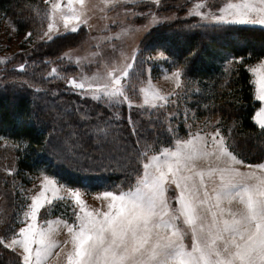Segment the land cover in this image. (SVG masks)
<instances>
[{"label": "snow or ice", "instance_id": "1", "mask_svg": "<svg viewBox=\"0 0 264 264\" xmlns=\"http://www.w3.org/2000/svg\"><path fill=\"white\" fill-rule=\"evenodd\" d=\"M102 2L108 5L113 0ZM152 3L159 7L161 0ZM67 8L65 12L60 0H52L47 30L42 35L37 33L39 40L53 41L67 31H79V25L88 22L85 0H68ZM193 10L199 17V27L218 31L237 45L247 44V38L244 29L236 26L264 27V0H220V3L198 0L190 12ZM57 15L63 21L64 33L60 32ZM149 15L156 18L154 12ZM54 28L56 36L52 34ZM33 35L28 31L26 38ZM137 52L130 58L132 61ZM158 54L167 59L165 50ZM65 55L71 59L70 53ZM243 59L239 58L241 63ZM18 67L23 70L25 64ZM132 67V63H125L119 68H108L104 82L93 74L79 80L68 78L67 83L80 92L87 89L93 98H104L112 106L124 102L132 106L135 101L129 93H135V86L128 82ZM248 70L257 76L258 95L264 100V56L257 64L249 65ZM52 72L59 74L56 68ZM185 72V65H177L171 72L177 87L181 86ZM146 83L141 89L143 104L166 108L175 93L161 94L150 80ZM258 123L264 132V109L258 113ZM192 127L188 125L185 137H180L173 127L170 131L175 135L169 141L145 143L143 149H138L134 157L135 179H129L126 188L114 185L113 190L98 193L103 210H89L80 198L81 190L67 188L79 208L73 213L75 219L71 223L57 217L55 221L47 220L45 226H37L40 209L46 203L51 205L46 192L57 191L56 182L45 177L43 189L31 197L24 220L18 222V230L6 229L0 235V246L17 252L18 264H47L52 249L61 243L54 237L55 223L62 224L69 234V239L63 241L70 243L66 264H264V162L249 164L244 169L241 167L244 160L235 153L234 144L228 143V137L218 125H214L211 133L203 134L199 129L193 133ZM95 131L97 143H102L107 129L97 125ZM81 155L90 165L114 159L103 152L98 160L86 153ZM200 159L212 163L207 168L199 167ZM170 184H175L176 193L171 198L167 195ZM170 200H175L176 205Z\"/></svg>", "mask_w": 264, "mask_h": 264}, {"label": "trees", "instance_id": "2", "mask_svg": "<svg viewBox=\"0 0 264 264\" xmlns=\"http://www.w3.org/2000/svg\"><path fill=\"white\" fill-rule=\"evenodd\" d=\"M184 4L180 9L156 8L163 16L176 12L178 18L151 27L141 40L139 54L165 50L168 64L185 65L183 77L196 88L191 106L200 115H213L226 120L227 125L234 124L228 143L234 144L235 153L244 161L259 163L264 160V132L253 119L260 102L255 99L254 80L247 65L264 56V27L236 26L244 29L247 44H233L218 31L199 27V17L189 14L192 3ZM44 6L45 0H0V11L20 31H33L36 26L46 29ZM142 23L143 18L132 25ZM74 35L70 39V34H63L44 42L48 43L46 53L41 45L36 47L34 52L39 55L27 57L32 61L30 69L5 66L0 71V146H13L18 177L26 172L53 174L69 188L92 193L111 191L114 185L126 188L127 181L135 179L138 149L145 143L169 141L175 135L170 131L173 127L180 137H185L189 129L182 117L175 118L179 112L172 117V104L163 109L142 106L147 110L126 104L112 106L72 89L67 79L77 74L78 66L67 59L68 64L53 60L80 44L82 32ZM50 51L55 55H49ZM234 57L244 59L230 74L224 65ZM55 67L58 75L52 72ZM97 125L107 129L102 143H97ZM64 145L68 152L61 154ZM101 152L114 159L90 165L81 155L86 153L98 160ZM0 264H18L17 252L0 246Z\"/></svg>", "mask_w": 264, "mask_h": 264}, {"label": "rangeland", "instance_id": "3", "mask_svg": "<svg viewBox=\"0 0 264 264\" xmlns=\"http://www.w3.org/2000/svg\"><path fill=\"white\" fill-rule=\"evenodd\" d=\"M196 1L198 2V0H161V4L159 7L175 6L180 9L184 7V2H189L193 5ZM51 2L52 0H49L48 5L44 6L46 15L43 28L45 25L47 26L48 23L47 13L50 9ZM86 2L91 3L95 7L97 5L100 6L98 9L95 8L94 11L96 12H94L93 15H91L90 13L88 15L87 13L88 22L86 24L90 25L91 23V25L101 28V26L99 25L103 24L104 20L102 19L101 15H98L100 14L101 9L105 4H103L102 0H86ZM208 2L220 3V0H208ZM112 3L114 4L115 0H113ZM60 4L65 12L68 11V0H60ZM74 6L77 7L75 3ZM112 6L111 4H108L109 12L112 11L125 13L126 11V13L128 14L127 21L134 23V21L137 22L138 20H142L143 18L144 23L139 25V29L132 32L128 38H123L121 32H118L116 34L109 35L107 38L110 41L107 42H105V39L107 38H104V36L108 34V31L102 30L101 32H99V36L94 38V36L91 35L90 38L88 37L84 41V43H82L81 39L78 51L67 52L70 53L71 59H69L68 56V58H65L64 56H62L64 54H61L57 57V59L53 61H60L61 64H68L69 62L67 60H69L70 62L76 64L78 66V71L77 74L72 78L79 80L82 76L86 75L92 77L93 74H96L97 79H99L101 82H104L108 68H119L123 66V64L131 61L133 67L130 69V72L132 74L128 82L130 85L135 86V93H129L130 95H133V99L135 101L132 106H137L138 108L144 110L147 109L142 106L149 107L150 109L153 108L151 105L143 104V92L141 91V89L147 86L146 82L150 80L153 88L158 90L161 94L175 93L171 95V102L169 103L172 104L174 108L172 117L177 115L176 112H179V114L175 118L182 117L186 122L187 127L189 124L193 125V127L191 128V131L193 133H195L198 129L202 134L205 132L211 133L215 130L214 125H218L221 129L222 134L228 137L229 132L234 124L227 125L226 120L220 119L216 116L214 117L213 115L198 114V111L196 110L197 108L195 109L191 106L192 101H195L194 92L196 88L194 84H192L191 80L182 77L181 86L177 87L176 82L171 78V72L176 66H172L171 63H167L169 57L166 53L165 56L167 57V59L159 56L158 53L160 50L155 53L146 52V54L143 55L139 54V46L144 34L160 21H174L175 19H177L178 16L176 15V12L168 16H163L161 13L156 11V8L159 7L152 3V0H144L139 2L124 1L116 10H114ZM150 12H154L156 14L155 19L151 15H149ZM189 14H194V10L192 12L189 11ZM105 17L106 16L104 15V18ZM55 19L59 23L60 32L63 33L64 28L61 17L57 15ZM36 27L37 28L32 31L34 35L30 38H26V33L28 31H20L15 23L0 11V71H2L5 66H17L18 69V66L21 63L25 64V68L23 70H19L25 71L27 68L30 69V67L32 66V61L30 60V58L27 59V57L29 55H39L34 52V49L36 47H39L40 45L44 47V53H46V49H48V43L46 44L44 43L45 41L39 40L37 38V33L42 35L43 31L47 30V27L46 29L44 28V30H41L39 26ZM131 27L134 28V26L132 25H127L125 27L122 26V29H126V31L129 33ZM52 34L56 35L55 28L53 29ZM117 43L119 47L117 46L116 48H111ZM135 50H138V55H136L137 58L132 61L130 58L132 57ZM113 52L114 55H110ZM48 53L49 55H55V53L52 51ZM149 57H152L153 59H149ZM14 61H16V64L14 63ZM228 61L233 62L229 64ZM228 61L224 65V68L226 72L231 74L232 69H235L241 62L239 58L235 60H233L232 58ZM42 62H46V60H43ZM55 68L58 70V67ZM252 74L254 76V83L256 86V90L254 89V96L256 94L255 98L261 102V106L257 111V115L255 116L254 121L258 125H260L258 123V113L261 111V109H264V100H261L259 98V85L256 82L257 76L254 73ZM47 76L51 77L49 73L47 74ZM137 77H139V79ZM72 89L74 88L72 87ZM76 90L80 92L78 89ZM80 93H82L81 95L83 96L97 100L93 98L92 93L87 92V89L84 92ZM16 98L17 97H14L13 100ZM99 100L108 104L107 100L104 98H101ZM122 104H126L128 107H132L129 106L127 102H124ZM204 106H201L199 109L202 110ZM208 121H211L212 123L209 124ZM59 152L61 154L68 152L66 145L61 147ZM261 162H264V160ZM211 163L212 162L207 159H200L197 161L198 166L204 168H207ZM249 164L255 163H248L244 161V165H242L241 167L246 169ZM6 168L11 169V171L6 172ZM17 171L18 169L16 166V156L13 152V146L8 143H3L0 146V235H3L6 229L17 228L18 230V226H20L18 222L24 220V212L28 210L27 206L32 202L31 197L33 195H38L39 192L43 189L42 181L45 177H49L56 182L57 191L55 194H53L50 189L46 192V196L48 197V200L51 201V205L49 206L46 203L44 207L40 209L36 220L37 226H45V222L47 220L55 221L57 217L61 218V220H67L69 223H71L75 219L73 213L75 211H79L77 202L73 195L67 191V188L69 187L65 186L57 176L53 174L26 172L20 174V176L18 177ZM61 185L65 187H61ZM80 190V198L85 202L89 210H93L96 208H101V210H103L102 201L98 198V193L100 192L92 193L86 190ZM174 190L175 184H170L169 190L167 192V195L170 198L176 194ZM170 202L173 206L176 205L175 200H170ZM7 219L10 220L7 221ZM52 227L55 229V239L60 241L61 243L52 249V255L48 258L47 264H66V250L70 247V243L64 244L63 241L69 239V234L62 224L57 226L55 223H53ZM62 249H64V251H62ZM57 252L60 253L59 256L56 255Z\"/></svg>", "mask_w": 264, "mask_h": 264}, {"label": "crops", "instance_id": "4", "mask_svg": "<svg viewBox=\"0 0 264 264\" xmlns=\"http://www.w3.org/2000/svg\"><path fill=\"white\" fill-rule=\"evenodd\" d=\"M124 1H129V2H139V1H144V0H135V1H133V0H115V3L113 4V3H111V6H112V4H113V8H114V10H116L118 7H120V5L122 4V2H124ZM77 6V8L79 7V5H76ZM85 7L87 8V13H88V15H89V13L91 14V15H93V13L94 12H96V11H94L95 10V8H99L100 6L99 5H97L96 7L94 6V5H92L91 3H87L86 2V0H85ZM103 10H101V12H100V14L98 15V16H100L101 15V17H102V19L104 20V23L103 24H101V25H99V26H101V28L100 27H95V26H93V25H91V23H90V25L89 24H81V25H79V31H77V32H72V31H67L66 33H64V34H70L71 36H70V39H71V37L73 36V38L75 37V35L74 34H78L80 31L82 32V37H83V40H82V43H84V41L89 37L90 38V36L92 35V36H94V38L95 37H97V36H99V32H101L102 30L103 31H108V34L107 35H105L104 36V38H107L109 35H111V34H116V33H118V32H121V34H122V36H123V38H128L130 35H131V33L132 32H134L135 30H137V29H139V25H135L134 26V28L133 27H131L130 28V32L128 33L127 31H126V29L124 30V29H122V26H131L127 21H126V17H127V15L125 14V13H121V12H112V11H110L109 12V8H108V5H104L103 7ZM93 11V12H92ZM67 12V11H66ZM103 12V13H102ZM104 15L106 16L105 18H104ZM107 25V26H106ZM249 25H251V24H249ZM103 26V27H102ZM104 26H106V27H104ZM133 26V25H132ZM244 26H247V25H244ZM254 26H258V25H254ZM54 36H56V35H54ZM107 41H110L108 38L107 39H105V42H107ZM74 42V41H73ZM75 44H73L72 46H74ZM118 46V43L117 44H115V45H113L111 48H116ZM80 46L78 45V46H75V47H71V48H68L67 49V51L64 53V54H66L67 52H71V51H78ZM119 47V46H118ZM114 50V49H113ZM110 55H114V52L113 53H111ZM128 63H131V61L130 62H128ZM256 63H258V61L257 62H255V63H253L252 65H254V64H256ZM252 74V73H251ZM252 76H253V74H252ZM253 80H254V76H253ZM254 85H255V83H254ZM255 90H256V86H255ZM255 97H256V94H255ZM261 103V102H260ZM260 106H261V104H260ZM260 108V107H259ZM258 108V109H259ZM258 109L256 110V112H255V114H254V118H255V116L257 115V111H258Z\"/></svg>", "mask_w": 264, "mask_h": 264}]
</instances>
